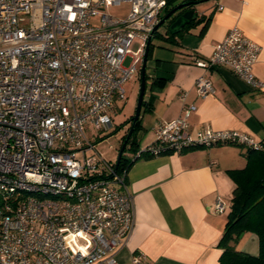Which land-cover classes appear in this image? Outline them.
<instances>
[{
  "label": "built area",
  "instance_id": "built-area-1",
  "mask_svg": "<svg viewBox=\"0 0 264 264\" xmlns=\"http://www.w3.org/2000/svg\"><path fill=\"white\" fill-rule=\"evenodd\" d=\"M166 1L0 0V264H123L117 255L134 226L127 168L86 151L112 126L108 110L138 73ZM121 3L128 4L124 16L107 11ZM134 38L139 43L124 66ZM258 49L234 25L196 64L226 66L250 88L264 89L252 70ZM193 86L200 97L214 91L205 75ZM185 96L181 113L157 121L154 138L134 156L220 143L263 147L236 130L190 132L196 105ZM226 207L214 199V212ZM145 259L136 250L129 264Z\"/></svg>",
  "mask_w": 264,
  "mask_h": 264
},
{
  "label": "crops",
  "instance_id": "crops-1",
  "mask_svg": "<svg viewBox=\"0 0 264 264\" xmlns=\"http://www.w3.org/2000/svg\"><path fill=\"white\" fill-rule=\"evenodd\" d=\"M202 1L196 3L199 10L196 4L194 8L197 17L203 18L174 36L165 33L168 54L155 59L152 72L147 73L139 147L152 141L157 121L181 113V92H186L187 102L196 105L187 119L190 132L200 127L230 129L264 143V89L250 88L226 66L203 68L196 64L237 25L259 45L252 70L264 82V0ZM199 75L210 78L213 93L197 95L193 84ZM245 149L220 143L133 160L126 183L132 196L134 226L118 252L120 261L129 264L132 252L141 250L145 264H217L222 250L217 243L228 212H214L212 205L220 196L226 209L230 208L235 184L227 170L245 165ZM232 243L237 249L258 252L252 232L242 233Z\"/></svg>",
  "mask_w": 264,
  "mask_h": 264
},
{
  "label": "trees",
  "instance_id": "trees-1",
  "mask_svg": "<svg viewBox=\"0 0 264 264\" xmlns=\"http://www.w3.org/2000/svg\"><path fill=\"white\" fill-rule=\"evenodd\" d=\"M174 1L175 0H167L162 12L165 13L172 6H174ZM192 1L193 3H197L202 0ZM162 12L160 17L164 14H162ZM202 18L203 16L199 18L196 17L188 24H185L184 27L194 23L195 21L198 22ZM206 20L208 21L209 18ZM166 33L168 36H174L177 34H172L168 31ZM151 48L152 44L149 42L148 54L150 53ZM147 77V72H145V78ZM143 104L144 100H142L141 105ZM139 125L140 115L136 122L134 135L128 140V144L124 148V151L126 149L133 151L128 155H125L123 151L120 162L117 165L118 169L123 167L128 169L133 160L140 157H149V155L146 154L134 156L137 149L136 144L137 133L140 130ZM122 138H124V136H122ZM244 155L246 163L242 168L227 170V173L233 180L235 187L232 192L230 208L227 213V220L217 243V245L222 249L218 257L217 264H264V143L263 147L260 149L247 147ZM244 232H252L256 235L258 243V252L256 254L237 249L233 245L232 242Z\"/></svg>",
  "mask_w": 264,
  "mask_h": 264
},
{
  "label": "rangeland",
  "instance_id": "rangeland-1",
  "mask_svg": "<svg viewBox=\"0 0 264 264\" xmlns=\"http://www.w3.org/2000/svg\"><path fill=\"white\" fill-rule=\"evenodd\" d=\"M180 0H175L174 3H178ZM203 2V1H202ZM200 4H196V10H199ZM128 10L127 3H121L120 5H113L107 11L111 14L124 16ZM164 12H162L163 14ZM165 24H162L155 34L152 36L150 42L152 44V48L150 53L147 55L146 60V72L150 74L153 69L154 60L159 57H164L168 54L166 50V46L169 44L165 39ZM139 40L138 38H134L133 42L130 46L131 52L127 54L123 59L122 64L124 66H128L131 62L132 51L136 49ZM140 67V65H138ZM139 74L135 73L130 76L124 82L125 88V97L122 100H115L114 105L111 109L108 110L112 118V126L109 128L101 129L97 135L93 136L92 141L95 143L94 149L86 151V155L90 156L92 154H99L106 160L114 161L116 159L118 149L121 143L122 134L124 132L125 127L129 124L130 117L134 114L138 92H139ZM148 92V91H147ZM146 92V93H147ZM137 134H140L139 132ZM143 141V136H137V144L138 148ZM135 147V148H136ZM133 150H125L124 154L128 155ZM78 159H82V154L80 151L77 152ZM229 209H226L227 213Z\"/></svg>",
  "mask_w": 264,
  "mask_h": 264
},
{
  "label": "water",
  "instance_id": "water-1",
  "mask_svg": "<svg viewBox=\"0 0 264 264\" xmlns=\"http://www.w3.org/2000/svg\"><path fill=\"white\" fill-rule=\"evenodd\" d=\"M200 2V1H199ZM196 3H193L192 0H180L178 3L174 4L168 11H166L158 20V22L154 25L153 29L151 30L147 41L146 46L144 49V53L142 56L140 68H139V92L136 102V107L134 114L130 118V126L129 129L124 136L123 140L120 143L118 153L115 159V165L117 166L120 162L122 153L124 151V148L128 144V140L132 134V132L135 130L137 119L140 115L141 110V104L143 100V95L145 91V72H146V60L148 55V44L154 35L155 31L162 25L165 24V21L170 17L172 13L177 11V13L173 16V18L169 19L167 26L165 28V33L168 31L169 33L175 34L179 32L185 24H188L190 21L194 20L197 17V12L194 8ZM137 136H140V134H137Z\"/></svg>",
  "mask_w": 264,
  "mask_h": 264
},
{
  "label": "flooded vegetation",
  "instance_id": "flooded-vegetation-1",
  "mask_svg": "<svg viewBox=\"0 0 264 264\" xmlns=\"http://www.w3.org/2000/svg\"><path fill=\"white\" fill-rule=\"evenodd\" d=\"M176 13H177V11H175L174 13H172V14L170 15V17L165 21V25H166V26H167V23H168L169 19L173 18V16H174ZM129 126H130V121H129V124L125 127L122 136H125V135H126L128 129H129ZM134 131H135V130H134ZM134 131L132 132L130 138L134 135ZM130 138H129V139H130ZM121 140H123V138H121Z\"/></svg>",
  "mask_w": 264,
  "mask_h": 264
}]
</instances>
